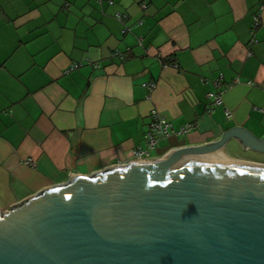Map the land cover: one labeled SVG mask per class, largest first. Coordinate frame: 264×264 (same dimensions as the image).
Segmentation results:
<instances>
[{
  "label": "crops",
  "instance_id": "0c3cea01",
  "mask_svg": "<svg viewBox=\"0 0 264 264\" xmlns=\"http://www.w3.org/2000/svg\"><path fill=\"white\" fill-rule=\"evenodd\" d=\"M111 1L0 0V211L132 157L153 107L175 132L152 159L234 125L264 137L263 0ZM172 58L178 67L159 61ZM219 89L222 102L207 110V92ZM219 151L264 163L234 139Z\"/></svg>",
  "mask_w": 264,
  "mask_h": 264
},
{
  "label": "water",
  "instance_id": "95a60500",
  "mask_svg": "<svg viewBox=\"0 0 264 264\" xmlns=\"http://www.w3.org/2000/svg\"><path fill=\"white\" fill-rule=\"evenodd\" d=\"M230 139L264 153L234 125L20 200L0 211V264H264V163L185 160Z\"/></svg>",
  "mask_w": 264,
  "mask_h": 264
},
{
  "label": "built area",
  "instance_id": "2783aa9c",
  "mask_svg": "<svg viewBox=\"0 0 264 264\" xmlns=\"http://www.w3.org/2000/svg\"><path fill=\"white\" fill-rule=\"evenodd\" d=\"M112 1L109 0V3H111ZM264 4V0L262 2V4L260 5V9L262 8ZM141 7L142 8H146L147 7V3L145 1H143L141 3ZM115 16L119 19V20H125V18L127 17V14L125 13H121V12H116ZM259 16H260V12L258 11L255 16H254V22H253V26L251 28V40L253 41V35H254V30L256 28V25L259 23ZM127 29V26H125L123 28V30L125 31ZM113 55H119L121 57H123V53L121 50L119 49H114L113 50ZM162 66H167V65H172L174 67H178L177 62L172 58L171 60L165 62L163 60H159ZM79 65V62H72L70 64V66H68V68L66 69V71L77 68ZM95 65H98V63H95ZM214 83L216 85H219L220 81L219 78H215ZM144 86L147 88L148 91H152V89L155 87V81L154 80H149V81H145ZM222 93L223 90L219 89L216 91H209L207 92L208 97L210 98L207 105H206V109L207 110H211L214 106L220 104L222 102ZM225 114L229 115V110L228 109H224ZM192 122H188L186 124H184L183 126H181L179 128V130L177 131L178 133H182V132H186L191 126H192ZM175 132L174 129L172 128L171 122L156 108H151L150 112H149V122H148V127L144 133V144L145 146H136L133 151H132V157L121 161L120 163H117L115 165H125L128 164L130 162L133 161H145V160H150L152 158H150V151L156 146L157 142L160 139L166 138L168 137L171 133ZM23 162L29 166H33V161L30 158H25L23 159ZM111 167V166H109ZM107 167V168H109ZM106 169V168H104ZM102 169V170H104ZM101 171V170H100ZM96 172L90 173L94 174Z\"/></svg>",
  "mask_w": 264,
  "mask_h": 264
},
{
  "label": "bare ground",
  "instance_id": "6f19581e",
  "mask_svg": "<svg viewBox=\"0 0 264 264\" xmlns=\"http://www.w3.org/2000/svg\"><path fill=\"white\" fill-rule=\"evenodd\" d=\"M186 161H215V162H242L246 164H253L251 162H246V161H239V160H234V159H228L220 153L219 150L214 151V152H209V153H202V154H196V155H190ZM256 164V163H254Z\"/></svg>",
  "mask_w": 264,
  "mask_h": 264
},
{
  "label": "trees",
  "instance_id": "16d2710c",
  "mask_svg": "<svg viewBox=\"0 0 264 264\" xmlns=\"http://www.w3.org/2000/svg\"><path fill=\"white\" fill-rule=\"evenodd\" d=\"M100 1V0H99ZM108 2H109V0H108ZM112 3V2H111ZM142 3V2H141ZM122 13V12H121ZM127 18V17H126Z\"/></svg>",
  "mask_w": 264,
  "mask_h": 264
}]
</instances>
